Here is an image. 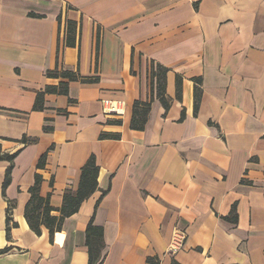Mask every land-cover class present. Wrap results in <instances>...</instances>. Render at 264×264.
<instances>
[{
    "label": "crops",
    "instance_id": "crops-1",
    "mask_svg": "<svg viewBox=\"0 0 264 264\" xmlns=\"http://www.w3.org/2000/svg\"><path fill=\"white\" fill-rule=\"evenodd\" d=\"M151 63L168 70L167 112ZM56 70L93 83L46 75ZM60 83L67 95L45 93L33 111ZM103 100L123 115L105 116ZM136 101H151L143 131L130 129ZM92 155L97 190L51 240L36 235L23 213L35 174L58 210ZM0 157V264H87L90 219L101 264H264V0H0ZM233 206L236 222L224 219ZM175 229L186 241L171 254Z\"/></svg>",
    "mask_w": 264,
    "mask_h": 264
},
{
    "label": "trees",
    "instance_id": "trees-1",
    "mask_svg": "<svg viewBox=\"0 0 264 264\" xmlns=\"http://www.w3.org/2000/svg\"><path fill=\"white\" fill-rule=\"evenodd\" d=\"M31 17L40 18L39 16H36L34 14H29ZM73 23L68 22V34L72 33L73 29ZM67 42L66 45L68 47L73 46L74 43H72V40L70 37L66 38ZM98 40V39H97ZM97 45V44H96ZM151 71H150V80L156 81V93L157 99H159L163 109H165V112H167L169 108L168 101L165 98V89H166V75L168 73V70L162 66H154L152 63L150 65ZM48 77H61L67 82L71 81H77L83 84L86 83H93L91 79H82L80 78L76 73L74 72H68V71H61L58 72L57 70L54 72H48L46 74ZM175 94L178 99L181 97V85H182V79L178 76L175 78ZM194 87H193V93H194V115H196L198 111V105L200 102L201 97V83L202 79L200 78H193ZM68 91V83H60L57 88L52 87H46L43 92H39L35 96V101L32 107L33 111H42L43 110V104H44V94L45 93H53V94H59L66 96ZM150 104L149 102H140L136 101L134 102L132 106V116L130 119V129L134 131H143L144 127L146 125V122L148 120V116L150 113ZM184 119V112H182L179 121H182ZM102 139H111L116 140L118 138V135H107L102 134L99 137ZM23 141V140H22ZM4 158H6L8 161H12L14 159V156H8L5 155ZM47 155L46 153L43 154L40 159L38 160L36 164L37 169H42L45 165ZM0 159H2L0 157ZM99 174V168L96 166L95 158L94 156H90L88 158V161L84 164V166L81 169V173L78 180V186L75 190V192L66 191L62 197V205L58 210H54L50 206V194H47L45 197H41L39 194L40 186H41V177L38 174H35L34 181L32 187L28 190L29 194V201L24 207V217L26 220V223L28 227L31 229V231L35 232L36 235H39L41 233V227H45L49 234V240L52 239L53 235L57 232H60L62 229V222L76 214L78 212L79 207L83 202L89 199V196L92 195L98 187L97 177ZM10 181V168L6 170L5 178L3 180V190L8 186V183ZM52 184V183H50ZM105 193V192H104ZM102 193L101 196L104 195ZM11 205H8L6 209V238H9V232L10 227H13L15 224L10 225V217H11ZM53 211L58 212V216H53ZM227 221L236 222V214H235V207L233 206L232 211L230 213L229 217L224 218ZM103 230L102 228L95 226L92 224V219H90V222L87 224V227L85 229V239H86V248H87V254H88V261L87 264H101L102 263V253L103 250ZM10 248L6 247L3 250H0V255L5 254Z\"/></svg>",
    "mask_w": 264,
    "mask_h": 264
},
{
    "label": "built area",
    "instance_id": "built-area-1",
    "mask_svg": "<svg viewBox=\"0 0 264 264\" xmlns=\"http://www.w3.org/2000/svg\"><path fill=\"white\" fill-rule=\"evenodd\" d=\"M122 102L120 101H111V100H103L102 101V111L103 114L107 117L110 116H122ZM171 240L169 243L168 251L171 254L177 253V250L181 249L186 241V236L183 231L175 229L171 233Z\"/></svg>",
    "mask_w": 264,
    "mask_h": 264
}]
</instances>
